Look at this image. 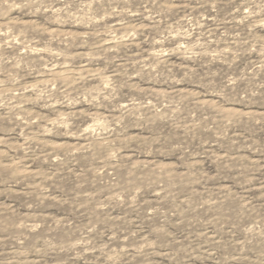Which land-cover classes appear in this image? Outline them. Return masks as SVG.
Returning a JSON list of instances; mask_svg holds the SVG:
<instances>
[{
	"label": "rangeland",
	"instance_id": "obj_1",
	"mask_svg": "<svg viewBox=\"0 0 264 264\" xmlns=\"http://www.w3.org/2000/svg\"><path fill=\"white\" fill-rule=\"evenodd\" d=\"M0 264H264V0H0Z\"/></svg>",
	"mask_w": 264,
	"mask_h": 264
}]
</instances>
